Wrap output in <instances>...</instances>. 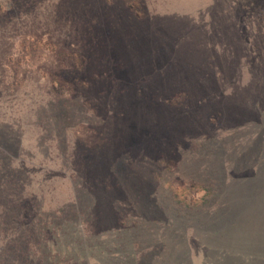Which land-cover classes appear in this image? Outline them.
<instances>
[{
	"label": "rangeland",
	"instance_id": "374dc122",
	"mask_svg": "<svg viewBox=\"0 0 264 264\" xmlns=\"http://www.w3.org/2000/svg\"><path fill=\"white\" fill-rule=\"evenodd\" d=\"M72 8L0 91V264H264V0Z\"/></svg>",
	"mask_w": 264,
	"mask_h": 264
},
{
	"label": "trees",
	"instance_id": "16d2710c",
	"mask_svg": "<svg viewBox=\"0 0 264 264\" xmlns=\"http://www.w3.org/2000/svg\"><path fill=\"white\" fill-rule=\"evenodd\" d=\"M31 1L0 0V91L8 88L18 89L28 77V64L36 62L50 80H59L62 84L59 54L70 47L77 49L84 42L79 35L80 27L71 21L80 14L72 8L78 6L79 0H52L53 6L63 7L60 11L54 8L47 12L54 15L53 20L46 17L49 15L45 14L46 10H33L30 7ZM69 32L76 35V38L71 36L70 43L66 38ZM54 40L57 42L53 43ZM52 44L58 49L47 52L48 45ZM3 83H6L5 87ZM50 93L54 97L59 95L55 89ZM1 186L0 192L4 191ZM13 188L7 187L6 191Z\"/></svg>",
	"mask_w": 264,
	"mask_h": 264
}]
</instances>
